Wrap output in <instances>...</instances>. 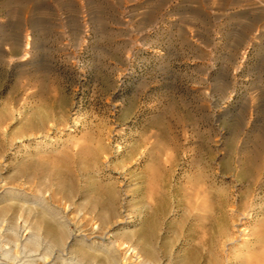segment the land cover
I'll use <instances>...</instances> for the list:
<instances>
[{"label": "rangeland", "instance_id": "rangeland-1", "mask_svg": "<svg viewBox=\"0 0 264 264\" xmlns=\"http://www.w3.org/2000/svg\"><path fill=\"white\" fill-rule=\"evenodd\" d=\"M262 228L264 0H0V264H256Z\"/></svg>", "mask_w": 264, "mask_h": 264}, {"label": "bare ground", "instance_id": "bare-ground-1", "mask_svg": "<svg viewBox=\"0 0 264 264\" xmlns=\"http://www.w3.org/2000/svg\"><path fill=\"white\" fill-rule=\"evenodd\" d=\"M41 135V134H40ZM53 143V142H52ZM15 191V190H14ZM18 191V190H17ZM29 193V192H28ZM16 193L14 192V193H11V196H13V195H15ZM33 194V193H32ZM26 195V194H25ZM47 195H49L48 193H47ZM8 197V196H7ZM30 197V196H29ZM25 198V197H24ZM35 198V197H34ZM8 199V198H7ZM39 199V198H38ZM37 200V199H36ZM22 201V200H21ZM49 201V200H48ZM47 201V202H48ZM32 202V201H31ZM28 203H29V201H28ZM28 203H27V205H28ZM38 202H36V204H37ZM41 203V202H40ZM54 203V202H53ZM24 204V203H23ZM30 204V203H29ZM32 204V203H31ZM18 205V204H17ZM51 205V204H50ZM30 206V205H29ZM3 207V206H2ZM7 207V206H6ZM22 207H23V211H26L28 214H32L33 212H35V211H37L38 213H39V211L40 212H42V213H45V214H50L51 216L52 215H54V216H58V212H57V210L56 211H54L53 209H51V208H49L50 206H49V204H48V206H47V203H45V205H41L40 206V208H33L32 206L31 207H26L25 205H22ZM255 207V206H254ZM4 208V207H3ZM39 209V210H38ZM56 209H57V207H56ZM2 211H4V210H2ZM65 211V210H64ZM21 212V211H20ZM66 212V211H65ZM249 213V212H248ZM247 213V214H248ZM44 214V215H45ZM56 216V217H57ZM22 217V216H21ZM31 217V216H30ZM65 217V216H64ZM247 216L246 215H244V218H246ZM250 217V216H249ZM30 219H32V218H30ZM33 219H34V217H33ZM33 219H32V221H33ZM254 219V218H253ZM26 220V219H25ZM37 220V219H36ZM60 219L58 218L56 221H59ZM30 222V221H29ZM34 222V221H33ZM36 222V221H35ZM39 222H40V220H39ZM44 222V221H43ZM60 222V221H59ZM66 222V221H65ZM38 223V222H37ZM82 223V222H81ZM244 223V222H243ZM50 224V223H49ZM62 224H63V222H62ZM65 224V223H64ZM63 224V225H64ZM38 225V224H37ZM42 225V224H41ZM67 225V224H66ZM20 226V225H19ZM7 227V226H6ZM14 227V226H13ZM37 227V226H36ZM42 227V226H41ZM62 227V226H61ZM10 228V227H9ZM8 228V229H9ZM20 228V227H19ZM31 229L32 228V225H30V223L28 224V222H27V224L24 226V228H23V231L24 230H26V229ZM44 228V227H43ZM49 228V227H48ZM11 229V228H10ZM263 229V230H262ZM261 230H259L260 232L258 233V235H259V238H260V240H262V241H264V228H262ZM45 229H43V231H44ZM15 231V230H14ZM18 231V230H17ZM40 227L38 226V228H36V230H34V231H32V234L25 240H23L22 239V236H21V234H20V232L18 231L17 233H16V235H15V238H16V241L17 242H20L21 243V245L23 246V247H26V246H30V247H33V248H35V247H37L38 245H40V244H38V240L40 239V235H41V233H40ZM62 231V230H61ZM67 231H68V228H67ZM12 232V231H11ZM46 233V232H45ZM52 233V232H51ZM63 233V232H62ZM6 234V233H5ZM13 234V233H12ZM15 234V233H14ZM56 234V233H55ZM23 235V234H22ZM46 235V234H45ZM61 235V234H60ZM63 235V234H62ZM66 235V234H65ZM42 236H43V234H42ZM50 236V235H49ZM51 237V236H50ZM53 237V236H52ZM64 237V236H63ZM67 237V236H66ZM47 238V237H46ZM54 238V237H53ZM69 237H67V239H68ZM229 238V237H228ZM71 239V238H70ZM79 239H81V238H79ZM12 240V239H11ZM60 240V239H59ZM64 240V239H63ZM78 240V239H77ZM88 240V239H87ZM53 242V241H52ZM51 242V243H52ZM60 242V241H59ZM79 242V241H78ZM39 243H40V241H39ZM47 243H49V242H47ZM56 243H58V242H56ZM1 244V243H0ZM53 244H54V242H53ZM56 245V244H55ZM68 245V244H67ZM93 245V244H92ZM104 245V244H103ZM41 246H42V244H41ZM49 246V245H48ZM90 246V245H89ZM100 246V245H99ZM13 247V246H12ZM98 247V246H97ZM96 247V248H97ZM102 246H100V248H101ZM5 248V247H4ZM16 248V247H15ZM91 248V247H90ZM103 248L104 249H106L104 246H103ZM133 248V247H132ZM136 248V247H135ZM134 248V249H135ZM231 248V247H230ZM7 250H8V248H6ZM13 249V248H12ZM42 249V248H41ZM44 249V248H43ZM47 249H49V248H47ZM94 249V248H93ZM110 249V248H109ZM130 248H128V250H129ZM16 250H17V248H16ZM31 250H32V248H31ZM35 250V249H34ZM45 250V249H44ZM55 250V249H54ZM120 250V249H119ZM128 250H125V251H128ZM2 251V250H1ZM33 251V250H32ZM49 251H52V250H49ZM111 251H114V249L113 250H111ZM110 251V252H111ZM130 251V250H129ZM135 251H136V249H135ZM120 252H121V250H120ZM42 253H44V252H42ZM41 253V254H42ZM48 253V252H47ZM50 253H52V252H50ZM55 253V252H54ZM63 253V252H62ZM65 253V252H64ZM128 253V252H127ZM126 253V254H127ZM135 253V252H134ZM2 254H3V252H2ZM5 254H7V251L5 252ZM38 254V253H37ZM46 254V253H45ZM111 254V253H110ZM124 254V253H123ZM43 255V254H42ZM50 255V254H49ZM48 255V256H49ZM61 255H63V254H61ZM65 255V254H64ZM118 255V254H117ZM120 255V254H119ZM118 255V256H119ZM31 256H33V255H31ZM31 256H27V255H24V257H31ZM52 256H54V255H52ZM56 256H58V255H56ZM55 256V257H56ZM60 256V255H59ZM66 256H67V254H66ZM69 256V255H68ZM107 256H108V254H107ZM121 256V255H120ZM254 257V261H255V263L256 264H264V250H260V251H258V252H255L254 253V255H253ZM2 257V256H1ZM6 257H8V256H6ZM10 258H11V256H9ZM17 257H20V256H17ZM63 257V256H62ZM123 257H125V255L123 256ZM126 257H127V255H126ZM138 257V256H137ZM4 258H5V256H4ZM10 258H8V259H10ZM32 258V257H31ZM61 258V257H60ZM71 258V257H70ZM111 258V257H110ZM129 258V257H128ZM127 258V259H128ZM55 259V258H54ZM58 258H56V260H57ZM62 259V258H61ZM64 259H65V257H64ZM68 259V258H67ZM72 259V258H71ZM5 260H6V258H5ZM11 260H13V259H11ZM60 260V259H59ZM59 260L57 261V263L59 262ZM139 260H140V258H139ZM252 260V259H251ZM1 261V260H0ZM20 261H22L20 264H36L35 262H36V260H34L35 262L33 263L32 261L30 262L29 260H24L23 259V257L22 258H20ZM53 261H55V260H53ZM61 261H63V259L61 260ZM60 261V262H61ZM66 261V260H65ZM127 261V260H126ZM141 261V260H140ZM41 262V261H40ZM11 263V262H10ZM15 263V262H14ZM16 263H18L17 262V260H16ZM15 263V264H16ZM140 263H142V262H140ZM146 264H150L149 262H145ZM3 264V263H2ZM6 264V263H5ZM39 264V263H38ZM41 264V263H40ZM49 264V263H48ZM62 264V263H61ZM66 264H68V263H66Z\"/></svg>", "mask_w": 264, "mask_h": 264}]
</instances>
